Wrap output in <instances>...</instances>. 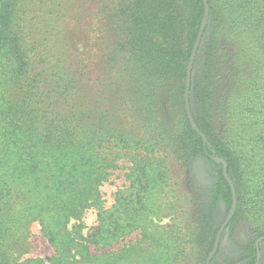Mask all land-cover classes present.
<instances>
[{"label":"trees","instance_id":"obj_1","mask_svg":"<svg viewBox=\"0 0 264 264\" xmlns=\"http://www.w3.org/2000/svg\"><path fill=\"white\" fill-rule=\"evenodd\" d=\"M207 1L190 88L205 144L185 98L203 0H0V264H207L223 224L217 206L228 215L233 202L224 165L237 195L225 231L248 230L241 260L256 264L264 0ZM122 153L139 160L105 209L101 188ZM198 162L215 175L209 189L192 175ZM152 191L157 215L174 211L169 226L148 219ZM36 222L55 255L20 261Z\"/></svg>","mask_w":264,"mask_h":264},{"label":"rangeland","instance_id":"obj_2","mask_svg":"<svg viewBox=\"0 0 264 264\" xmlns=\"http://www.w3.org/2000/svg\"><path fill=\"white\" fill-rule=\"evenodd\" d=\"M116 159V160H115ZM114 167L108 170L109 176L107 177L105 183L103 184L101 191L104 199V208L110 209L116 199L117 194L120 195L119 199L125 195V191L127 188L131 186V181L129 179V174L131 169L137 165L139 160V156H132L131 153H122L120 157L114 156ZM194 168L192 175L196 179L197 183L202 187L209 189L211 185L215 181V175L206 168L205 165L198 162ZM136 168V167H135ZM136 179L135 176H133ZM172 189H175L172 187ZM152 193L147 194V215L148 219L154 220L160 226H169L171 220L175 218V214L172 212L165 211L164 215H157V210L153 209V203L157 201L159 197L157 194ZM179 192L174 190V194L177 195ZM166 196V195H165ZM135 200H137V196H133ZM95 211H89L84 217V233H92V231L96 227V215ZM135 214L142 215V212L139 210H135ZM227 217V207L224 204L219 203L216 210V222L221 224L225 221ZM146 225V224H145ZM158 225V226H159ZM153 226H149V230L152 229ZM30 234L28 243L29 246L25 252L20 254V261L24 259H34L41 258L43 260H48L52 256L55 255V251L52 246L48 243V241L43 237V233L40 225L36 222L30 226ZM249 232L247 229H243L242 227H238L235 229L234 233L225 231L223 237L221 239V245L219 247V254L215 261L212 264H231L232 262H239V264H246V261L241 260L243 253L240 246H244L247 243V240L250 239ZM140 239V232L136 231L132 234L131 237L127 238L123 241L117 249L121 248L125 244H129L135 242ZM264 250V245H262ZM261 264H264V256Z\"/></svg>","mask_w":264,"mask_h":264},{"label":"water","instance_id":"obj_3","mask_svg":"<svg viewBox=\"0 0 264 264\" xmlns=\"http://www.w3.org/2000/svg\"><path fill=\"white\" fill-rule=\"evenodd\" d=\"M203 1L205 3V20L202 22V26L200 28V31H199L198 37L196 39L195 45L193 47V51H192V54H191V57H190V61H189V64H188L185 98H186V107H187L189 121H190L193 129L196 132H198L203 137L204 143L208 144V139L200 131V129L198 128L197 124L194 122L193 114H192V110H191V102H190V94H191L190 88H191V83H192L193 67H194L195 61L197 59V56H198V53H199V50H200V47H201V44H202V41H203L205 27L207 25L206 19L208 18L209 13H210L209 12L208 1L207 0H203ZM218 162L220 163L221 161L218 160ZM223 175H224L225 179L227 180V182L229 183V185L231 187L232 194H233V202H232V207L230 209L229 214L227 215V217H226L225 221L223 222L220 230L218 231V234L216 236V241H215V244H214V248H213V250H212V252H211V254H210L209 258H208L207 264H211L214 256L218 252L223 233L225 232L228 224L233 219L235 211H236V208H237V195H236L234 183H233V181H232V179H231V177H230V175H229V173L227 171V166L226 165H224V168H223Z\"/></svg>","mask_w":264,"mask_h":264},{"label":"flooded vegetation","instance_id":"obj_4","mask_svg":"<svg viewBox=\"0 0 264 264\" xmlns=\"http://www.w3.org/2000/svg\"><path fill=\"white\" fill-rule=\"evenodd\" d=\"M225 233V232H224ZM223 233V234H224ZM223 237V236H222ZM221 244V243H220ZM258 245H259V247H260V249H259V251H258V257H257V262H256V264H261V262H262V260H263V256H264V250H263V248H262V245H264V243H258Z\"/></svg>","mask_w":264,"mask_h":264}]
</instances>
